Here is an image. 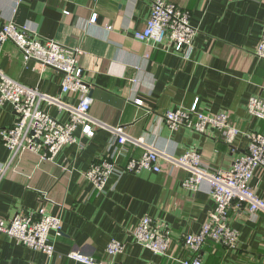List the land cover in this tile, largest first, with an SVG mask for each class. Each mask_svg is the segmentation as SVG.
<instances>
[{"label":"crops","instance_id":"0c3cea01","mask_svg":"<svg viewBox=\"0 0 264 264\" xmlns=\"http://www.w3.org/2000/svg\"><path fill=\"white\" fill-rule=\"evenodd\" d=\"M168 1L189 10L190 23L197 29L187 59L167 44L156 46L133 37L146 25L151 0H0V23L28 24L40 37L80 51L83 79L92 85L90 116L107 126H121L128 136V152L118 157V165L143 153L144 147L132 138L143 136L163 153L160 172H121L109 178L103 190H96L83 173L112 154L116 137L111 130L96 126L94 136L88 137L79 127L76 143L64 145L50 160L21 152L0 172V217L10 219L17 210L34 212L43 206L61 219L62 232L50 238L55 250L51 256L0 232V264H81L67 257L72 250L105 264H178L189 255L183 237L200 230L213 200L207 179L197 190L183 186L189 174L171 160L194 148L210 171L227 169L245 151L249 134L264 133V120L246 108L249 96L264 98V59L254 55L264 23V0ZM0 68L23 84L77 104V96L61 93L60 72L24 61L11 42L0 48ZM195 100L204 113L225 112L238 134L228 140L226 129L200 133L164 123L166 110L189 108ZM43 108L59 120L67 119L55 106ZM13 122L12 107L5 104L0 108V131ZM9 157L0 138V168ZM250 185L264 199V168L255 169ZM143 216L171 228L166 255L134 241L132 229ZM229 223L239 233L237 246L207 241L202 247L205 264L263 263L264 214L232 208ZM111 238L124 244L114 257L105 253Z\"/></svg>","mask_w":264,"mask_h":264},{"label":"built area","instance_id":"2783aa9c","mask_svg":"<svg viewBox=\"0 0 264 264\" xmlns=\"http://www.w3.org/2000/svg\"><path fill=\"white\" fill-rule=\"evenodd\" d=\"M63 12L68 13L66 10ZM95 17L93 14L89 21L93 23ZM196 34L197 29L190 23L189 10L168 0H151L146 25L135 30L133 37L156 46L167 44L182 58L187 59L193 50ZM7 42L16 46L24 61H35L42 67L60 72L61 93L75 95L78 100L77 104H72L63 101L60 96L43 93L35 86L10 77L0 68V108L10 104L14 112V122L0 131L1 142L9 150L10 156L0 172L23 151H32L40 159L50 160L64 145L76 143L74 132L77 128L80 127L84 135L93 137L96 126L111 130L116 137L112 154L93 162L83 173L96 190H103L108 179L121 172L161 171L160 159L163 153L147 144L143 136L129 138L132 143L144 147L141 156L127 160L124 166L118 165V157H123L128 152V136L121 126H107L90 116L92 85L83 79V68L78 62L80 51L77 48H66L56 40L40 37L28 24L18 25L12 21L0 23V48ZM254 55L264 59V23ZM135 102L141 104V100ZM44 104L65 112L67 119L62 121L53 117L43 108ZM246 108L251 116L264 120V98L259 95L249 96ZM162 120L171 129L186 127L200 133L208 128L226 129L228 140L238 134L237 128L229 124L225 112L204 113L198 109L197 100L189 108L166 110ZM171 161L189 174L182 181L183 186L197 190L203 180L207 179L209 182L212 211L198 232L188 233L183 237V246L189 255L177 260L178 264H205L202 247L207 241L222 243L230 248H235L238 244L239 233L229 223L232 208L245 207L250 213L264 214V199L250 185L255 169L264 168V133L249 134L245 151L227 169L210 171L203 165L200 152L194 148L186 150ZM0 232L23 246L41 250L51 256L55 250L50 238L61 234L62 221L43 206L34 212L17 210L10 219L0 217ZM132 236L143 248L166 255L171 242V228L159 219L143 216L134 225ZM123 249L122 241L111 238L105 253L108 257H114ZM67 257L81 264H105L103 260L75 250L70 251Z\"/></svg>","mask_w":264,"mask_h":264}]
</instances>
